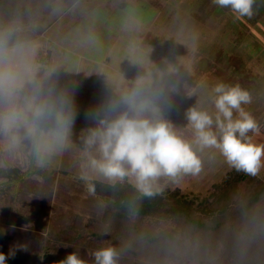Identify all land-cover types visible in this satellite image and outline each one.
I'll use <instances>...</instances> for the list:
<instances>
[{
	"label": "rangeland",
	"instance_id": "obj_1",
	"mask_svg": "<svg viewBox=\"0 0 264 264\" xmlns=\"http://www.w3.org/2000/svg\"><path fill=\"white\" fill-rule=\"evenodd\" d=\"M18 3L19 0H0V27L7 24L10 30H24L23 21L28 20L37 30L19 47L20 51L31 59L49 54L51 60L41 66L25 62L26 69L13 67L21 118L8 152L21 160L12 162V168H42L55 177V185L50 189L44 174L34 175L35 184L7 189L1 196L0 253L7 257L6 264H44V256L52 260L49 264H60L72 251L85 260L86 248L77 244V237H71L76 222L101 219L106 210V203L92 192L91 183L125 180H109L94 170L90 161L92 157L99 158V153L88 148L85 140L99 119L126 110L122 99L138 78L149 74H165L153 85L159 93L156 105L163 118L192 142L201 160L197 175H161L152 182V192L180 189L197 202L207 198L209 206L198 211L197 217L210 222L207 211L220 196L215 186L222 184L233 168L218 149L201 148L194 142L185 113L196 107L215 119L214 86L220 82L239 85L251 96V103L244 108L259 126L258 134L249 135L254 142L264 144V0H254L251 16H238L230 8L218 7L213 0H81L71 6L64 0H55L49 10L27 16ZM176 83L178 93L170 90ZM35 84L41 86L36 103L44 108L39 118L34 116ZM61 112H70L72 120L63 139L58 129ZM18 134L24 142H17ZM257 177L264 180V168ZM126 178L136 186L134 177ZM246 191L247 185L241 183L228 199L220 202L218 198L219 208L228 200L233 205L227 209L229 224L215 233L183 222L158 226L155 232L174 228L179 240H194L197 248L202 246L206 248L204 254L207 252L198 259L188 247L175 242L168 246V256L160 264H264V194L237 215L246 204ZM55 217L69 227L65 235L57 234L52 248L42 254L37 250V239L46 233L40 224ZM96 240L101 247L113 246L107 234ZM27 241L31 247L26 257L19 253L22 261L9 262V246ZM142 251L149 255L154 247ZM122 260L123 264L131 262L125 257Z\"/></svg>",
	"mask_w": 264,
	"mask_h": 264
},
{
	"label": "clouds",
	"instance_id": "obj_2",
	"mask_svg": "<svg viewBox=\"0 0 264 264\" xmlns=\"http://www.w3.org/2000/svg\"><path fill=\"white\" fill-rule=\"evenodd\" d=\"M221 8H230L238 16H251L254 0H213ZM164 73L149 74L135 82L131 92L122 101L126 110L118 115L104 116L95 128L89 129L85 140L88 148H95L99 158H91L94 170L109 180H123L134 177L136 187L145 195L152 194V182L161 175L175 177L179 173L197 175L201 171V160L193 150L192 142L184 139L172 123L163 118L156 105L159 95L153 89ZM14 95V76L0 71V91ZM41 86L34 85V116L43 115L44 108L36 103ZM179 92L178 83L170 88ZM214 105L215 119L207 111L196 107L186 113L187 126L191 129L194 142L201 148L213 147L219 150L227 164L237 172L257 175L264 168V144L254 142L249 133L258 134L255 118L245 110L251 103L250 94L239 85L217 83ZM15 113L3 120L15 119ZM71 114H58V129L63 139L71 129ZM94 264H117L114 248H100L93 253ZM7 257L0 253V264H6ZM60 264H87L78 252L72 251Z\"/></svg>",
	"mask_w": 264,
	"mask_h": 264
},
{
	"label": "trees",
	"instance_id": "obj_3",
	"mask_svg": "<svg viewBox=\"0 0 264 264\" xmlns=\"http://www.w3.org/2000/svg\"><path fill=\"white\" fill-rule=\"evenodd\" d=\"M54 1L19 0L18 5L19 7L21 6L23 15H37L36 11L44 12L45 9L49 10ZM64 1L71 6L79 0ZM23 24L26 28L24 30L19 29V27H14L13 30H10L7 24L0 27V49L19 45L24 43L28 37L34 36V31L37 28L31 27L28 20H24ZM48 55L39 54L37 61L43 65L48 64L51 60ZM34 167L32 165L25 171L14 168L0 169V196H4L7 189L17 187L16 189L19 190L21 186L25 188L28 184H35V181L33 182L32 179L34 175L40 176L44 174L46 176V178L43 177L45 184L50 189L53 188L55 177L51 173L42 170V168L36 167L35 169ZM124 179L123 182L120 181L115 184L100 181H93L91 183L90 188L92 192L106 203V210L101 219L90 218L83 221L79 219V222H76L78 224L74 227V233L71 235L73 239L77 237L76 239L79 240L77 244L84 245V248H86L84 258L87 264H94L92 253L97 249L104 248L98 245V240L95 241V239L105 234L110 238L117 252L116 260L119 264H123L122 259L124 257L129 258L131 261L129 264H160L168 256V246L172 247V244L175 242L182 245L180 247H188L187 249L198 255V259H203L207 256V252L204 254L206 248H201L202 246L197 248L196 241L190 240L187 242L186 240H179L177 238V231H173L174 228L158 233L155 232V229L164 223L167 224V222H172L175 225L183 222L184 224H189L191 227H198L200 230L215 233L229 224L230 215L228 216L227 209L233 205L231 200H228L227 202H223L225 205L219 208L220 206L217 204L219 197L220 202L228 199L229 193L236 190L241 183H245L247 185L246 204L238 212L237 215H239L242 210L245 211L256 204L264 194V180L258 178L257 175L251 176L242 171L237 172L233 168L226 175L223 183L215 186L220 191V196L216 197L215 204L211 203L213 207L207 211L211 221L205 222L197 217V212L205 211L207 206H209L207 198L197 202L196 199L190 198L180 189H165L163 192H152L151 195H145L129 182L126 177ZM21 193H23V190L19 191V194ZM47 219L43 224H40V228L46 233V236L41 234L37 239V250L42 254H46L52 248L53 240L56 239L57 234L65 235V230L69 227L66 222H60L63 220H56L57 217L50 221ZM106 230L110 231V234L105 232ZM95 236L98 238H95ZM117 242L120 243L119 246L114 245ZM30 247L31 244L28 241L16 242L12 246L10 245L8 261H22V257H26V251ZM145 247H154V251L147 255L145 251H142ZM5 248H8V246ZM19 253H21L22 257ZM44 257H46L44 258V264L52 262L48 256Z\"/></svg>",
	"mask_w": 264,
	"mask_h": 264
},
{
	"label": "crops",
	"instance_id": "obj_4",
	"mask_svg": "<svg viewBox=\"0 0 264 264\" xmlns=\"http://www.w3.org/2000/svg\"><path fill=\"white\" fill-rule=\"evenodd\" d=\"M80 1H78L76 5ZM23 45L24 43H21L16 46L0 49V71L13 73V67L17 69H26L28 63H32L31 66H33L35 63L39 66L43 65L37 61V56L34 59H31V56L27 55L25 52H21V49L19 47H22ZM14 54H17V56L14 58L15 62L13 60ZM25 62H28L26 63V66L24 64ZM30 68L33 70V67ZM20 105V96L16 92H14V95L9 96L6 90L0 91V117H8L13 113H15L16 117L12 120L5 119L2 123H0V169L14 167L12 166V162L21 163V160L17 159L18 155H16L15 153L10 154V152H8V150L12 147L10 145V142H12L13 132L16 131L17 127L19 126V118H21ZM18 141H22V136L20 134H18L17 142ZM24 141L25 140H23L22 142Z\"/></svg>",
	"mask_w": 264,
	"mask_h": 264
}]
</instances>
